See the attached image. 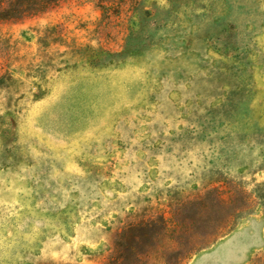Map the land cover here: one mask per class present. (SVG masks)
Masks as SVG:
<instances>
[{"label": "rangeland", "instance_id": "374dc122", "mask_svg": "<svg viewBox=\"0 0 264 264\" xmlns=\"http://www.w3.org/2000/svg\"><path fill=\"white\" fill-rule=\"evenodd\" d=\"M102 4L0 19V264H264V0Z\"/></svg>", "mask_w": 264, "mask_h": 264}, {"label": "trees", "instance_id": "16d2710c", "mask_svg": "<svg viewBox=\"0 0 264 264\" xmlns=\"http://www.w3.org/2000/svg\"><path fill=\"white\" fill-rule=\"evenodd\" d=\"M58 0H0V19H22L35 15L52 6ZM103 7V0H97ZM121 257V256H120ZM118 256L112 257L108 264L117 261Z\"/></svg>", "mask_w": 264, "mask_h": 264}]
</instances>
